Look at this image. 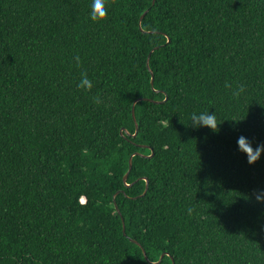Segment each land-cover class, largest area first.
Returning a JSON list of instances; mask_svg holds the SVG:
<instances>
[{"label":"trees","instance_id":"trees-1","mask_svg":"<svg viewBox=\"0 0 264 264\" xmlns=\"http://www.w3.org/2000/svg\"><path fill=\"white\" fill-rule=\"evenodd\" d=\"M154 1L0 0V264H264V0Z\"/></svg>","mask_w":264,"mask_h":264},{"label":"clouds","instance_id":"clouds-1","mask_svg":"<svg viewBox=\"0 0 264 264\" xmlns=\"http://www.w3.org/2000/svg\"><path fill=\"white\" fill-rule=\"evenodd\" d=\"M106 0H91L90 5V12L89 17L92 22L94 23H100L103 22L107 18V9L105 7ZM78 87L83 90L90 91L93 87L92 81L88 79L87 75L84 74L81 77L80 83L78 84ZM244 86L240 85L236 95H239L241 92H243ZM99 102V100H97ZM245 119H233L231 121L236 122L238 124L241 121H244ZM190 125L187 127H190L193 130H200L203 128L211 130L214 134H219L221 131L220 123H218V118L214 113H211L210 111L206 112H200V113H192L190 117ZM162 124L167 126V121H161ZM238 150L245 154L247 157V162L249 165L256 164L260 159L261 156L264 155V144H258L255 148L252 146V143L243 135H241L237 140ZM257 202L264 203V191H259L256 193L255 196ZM193 212L192 208L188 209L189 215H191Z\"/></svg>","mask_w":264,"mask_h":264},{"label":"water","instance_id":"water-1","mask_svg":"<svg viewBox=\"0 0 264 264\" xmlns=\"http://www.w3.org/2000/svg\"><path fill=\"white\" fill-rule=\"evenodd\" d=\"M155 2H156V0L154 1V4H155ZM148 13V12H147ZM147 13L143 16V18H142V20H141V22L143 21V19L145 18V16L147 15ZM152 83H154V81L152 82ZM133 115H134V118H135V110L133 111ZM136 120V119H135ZM137 128H138V125H137ZM138 130V129H137ZM137 133H138V131H137ZM137 136V134L135 135V137ZM132 168H133V163H132V160H131V163H130V171L132 170ZM127 180H128V175L125 177V179H124V182L127 184ZM148 189H149V183L147 182V190H146V192H145V194L144 195H146L147 194V192H148ZM124 225H125V223H124ZM124 228H125V226H124ZM126 231H124V233H125ZM136 243V242H135ZM136 244H138V243H136ZM139 245V244H138ZM144 254H145V257H146V259L148 260V257H147V255H146V253L144 252ZM161 262V261H160Z\"/></svg>","mask_w":264,"mask_h":264}]
</instances>
